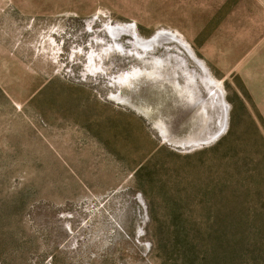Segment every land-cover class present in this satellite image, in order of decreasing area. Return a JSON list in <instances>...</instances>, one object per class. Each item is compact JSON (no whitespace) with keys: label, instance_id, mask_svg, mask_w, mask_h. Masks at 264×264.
Masks as SVG:
<instances>
[{"label":"rangeland","instance_id":"rangeland-1","mask_svg":"<svg viewBox=\"0 0 264 264\" xmlns=\"http://www.w3.org/2000/svg\"><path fill=\"white\" fill-rule=\"evenodd\" d=\"M0 264H264V0H0Z\"/></svg>","mask_w":264,"mask_h":264},{"label":"bare ground","instance_id":"bare-ground-1","mask_svg":"<svg viewBox=\"0 0 264 264\" xmlns=\"http://www.w3.org/2000/svg\"><path fill=\"white\" fill-rule=\"evenodd\" d=\"M202 123V122H201ZM203 126V125H202ZM161 133L164 135V136H167L169 137L170 136V133H169V129L166 127V125H164L163 123H160L158 125ZM198 133V132H197ZM203 136V135H202ZM172 137V136H171ZM203 138V137H202ZM203 140V139H202Z\"/></svg>","mask_w":264,"mask_h":264}]
</instances>
